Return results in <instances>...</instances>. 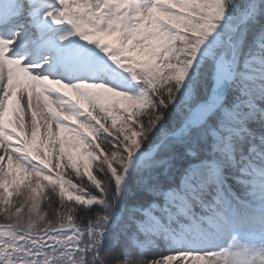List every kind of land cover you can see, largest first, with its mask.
<instances>
[{
    "label": "rangeland",
    "instance_id": "1",
    "mask_svg": "<svg viewBox=\"0 0 264 264\" xmlns=\"http://www.w3.org/2000/svg\"><path fill=\"white\" fill-rule=\"evenodd\" d=\"M18 1L0 0V14L18 6ZM94 1L69 0L64 9L62 5L58 10L65 11V19L72 22L65 28L71 25V30L76 27L77 32V28L82 32L92 30L82 40L96 41L103 49L98 54L105 56L111 71L117 73L111 74L120 77L114 81L118 87L92 80L87 82L89 86H85V81L76 85L72 80L50 78L54 73L51 70L49 75H43L44 85L33 86V78L37 76L29 75L0 102V218L7 220L0 230V238L5 237L2 243L16 240L15 245L21 246L17 254L5 248L0 255V264H85L84 257L90 251L83 243L86 231L69 222L54 230H43L47 217L41 206L56 183L46 178L48 169L42 171L40 168H47L54 156L61 158L74 173L84 176L102 192L103 187L92 172L101 160L95 138L99 129L106 127L100 119L87 118L86 112L108 121L111 130L106 128L105 131L111 133V137L114 135V142H120L123 147V151L110 153L108 158L122 163L120 155L123 152L130 157L141 154L138 134L129 122L134 120L136 110L146 108L148 101L136 83L139 80L129 78L121 71L120 66L124 63L138 70L144 85L164 84L168 79L175 82L179 89L173 102L174 109L185 119L197 110L195 120L206 112L219 114V130L213 132L215 154L210 162L191 167L183 179L181 191L165 194L171 208H164L166 221L147 213L146 218L137 223L143 235L164 233L171 237L170 234H174V244L181 247L180 254L158 264H264V140L260 139L263 147L251 145L254 148L247 151L245 157L248 160L244 166L237 165L232 150L236 136L252 131L247 128L249 123L258 117L264 119V45L259 44V51L241 62L243 35L241 28H237L245 19V10L229 8L231 0ZM255 3L256 0L250 3L253 10L258 9ZM189 5H199L208 17L193 21L187 12ZM46 7L47 1L37 9L45 10ZM13 12L10 17L26 13L21 7ZM21 24L19 22L17 26ZM22 27L15 30L24 35L29 26ZM185 34L194 35L198 44L194 53L178 62L179 47ZM29 37L21 41L24 48L19 55L22 65L26 70L43 68L42 61H29L35 53L34 48L28 47L32 39ZM70 53L72 48L66 47L61 54L65 57ZM208 54L215 59L217 80L220 71L229 67V86L231 84L238 97L228 108L223 106L224 94L216 101L210 98L211 92L207 104L190 110L194 97L192 81L202 58ZM13 75L17 78L15 72ZM24 91H29L39 102L36 113L24 102ZM209 106H212L211 110ZM116 111L126 113L129 119L118 118L114 114ZM84 118L87 119L78 124ZM260 133L264 135V132ZM227 168L234 170L233 176L237 178L230 180L242 186L243 196L229 191ZM191 179L195 180L197 191L213 193L210 203L204 205V213L197 214V206L187 197ZM61 184L62 190L59 189L67 198L76 195L78 202L85 206L95 201L78 195L77 191L70 192L69 189L74 188L68 183ZM155 208L159 210L157 206ZM175 214L187 217L190 222L177 223L175 228L172 224ZM18 235L21 236L18 238ZM139 248L143 250L146 246L139 243ZM125 259L119 260L118 264H128Z\"/></svg>",
    "mask_w": 264,
    "mask_h": 264
},
{
    "label": "trees",
    "instance_id": "2",
    "mask_svg": "<svg viewBox=\"0 0 264 264\" xmlns=\"http://www.w3.org/2000/svg\"><path fill=\"white\" fill-rule=\"evenodd\" d=\"M252 1L228 2L232 10H245V19L241 20V27L239 25L237 28V30L241 28L243 35L241 61L256 50L258 43L264 44V0H256L255 5H258V9L255 10L250 5ZM187 11L195 21L208 17L206 10L198 5L188 6ZM197 44L194 35H183L178 62L194 53ZM214 60L210 54L202 59L197 68L196 78L192 81L194 97L190 110L207 101L215 73ZM178 89L171 79L164 84L153 83V86L142 89L147 94L148 105L142 110H136L133 113L134 117L132 115L134 120L129 123L132 130L138 134L141 152H148L155 146L157 151L150 158L131 161L124 175L128 156L125 152L123 155L121 153L122 163L113 160L114 158H108V154L120 153L123 147L120 142L117 144L114 142V135L111 137V133H107V130H111L110 123L99 120L107 130L98 128L95 148L100 152L101 160L92 175L101 183L102 192H99L84 176L74 173L61 158L51 157L53 160L47 168H40L42 171L48 169L46 172L49 174L46 178L56 183L52 192L45 196L41 206L47 217L44 220L46 225L43 230H54L69 222L86 231L83 243L90 248V251H87L84 257L85 264H118L119 260L123 261L125 258L128 264H158L168 257L180 254L169 237L143 235L137 226V222L145 218V213L153 212L163 216L161 209L167 204L164 193L180 189L181 180L187 174L190 165L208 161L212 157L211 131L218 129L217 116L212 114L200 126L190 129L187 134L182 131L176 133L185 120V117L179 115L176 108L174 109L173 102ZM234 99L235 95L227 94L229 105ZM118 115H123L126 120L129 119L125 113L118 112ZM259 120L256 119L248 126L253 130L260 129L263 124L259 123ZM253 138V141H257L256 137ZM247 145L246 140L236 142L237 150L243 151ZM61 182L68 183L74 188V190L69 189L70 192L77 191L78 195L95 201L85 206L78 202L74 194L75 198H67L61 191L63 186ZM232 187H235L234 183ZM195 196L198 199L197 194ZM154 206H157L161 212L153 209ZM178 218L181 221V218ZM4 224H7V220L0 218V230H3ZM11 227L21 230L16 226ZM20 236L18 235V238ZM4 239L5 237L0 238V255H3L5 248L17 254L21 248L15 245L17 241L2 243ZM139 243L145 244L146 248L140 249Z\"/></svg>",
    "mask_w": 264,
    "mask_h": 264
},
{
    "label": "bare ground",
    "instance_id": "3",
    "mask_svg": "<svg viewBox=\"0 0 264 264\" xmlns=\"http://www.w3.org/2000/svg\"><path fill=\"white\" fill-rule=\"evenodd\" d=\"M105 1V0H104ZM69 2V0H56L55 3L48 2L47 9L44 12L38 13L35 20L32 22V28L30 27L24 36V39L27 37H31V35L36 34V38L34 40L29 41V47L35 48L37 50L35 57L30 61L40 60L44 64L43 68L39 67L37 70H26L24 67H21V61H13L11 59L12 56H16L20 54L23 50V45H20L16 50L13 48L12 42L7 44L8 37L1 35L2 41L0 42V102L5 96L9 94L10 91H14L17 89V85H21V80L26 78L27 76H37L33 78L32 85H44L45 79L43 78L44 74L49 75V71H54L53 75L50 78H59L62 81L72 80L76 85L86 83L90 80L94 81L97 84H105L109 87H116L115 80L120 79V77L116 76L117 73L111 71V67L109 62L105 59V56L99 55L98 53L102 52V48L98 46L96 41H83L82 37L89 36L92 33V30H87L86 32L80 31L78 28V32L76 31V27H72L71 25L68 28L69 22L64 17V12L58 10L59 6L63 9L65 5ZM93 2H95L93 0ZM24 5L23 1L18 2L17 7H22ZM36 6L31 7L33 9ZM12 8L9 12H3L2 19H8L6 25L9 28L15 27L17 21L22 22L23 25H26V21L24 20V15H19L16 20L10 18V15L13 12ZM35 12H31L30 15ZM0 19V21L2 20ZM25 27H23L24 29ZM36 30L37 32H35ZM16 33L15 31L12 33ZM83 33V34H82ZM79 34V35H78ZM29 37V38H30ZM58 39V40H56ZM54 42H50V41ZM23 41V40H22ZM25 41V40H24ZM63 41V44L61 42ZM22 47V48H21ZM66 47L72 48V53L69 55L62 57V52L66 50ZM26 53V52H25ZM9 58H6V57ZM51 56H54L51 58ZM20 61V64L17 63ZM88 69V70H86ZM92 69V70H91ZM17 75V78L14 77L13 72ZM61 70V71H60ZM28 72V73H27ZM98 72V74H97ZM114 73L116 75H113ZM97 74V75H96ZM119 75V74H118ZM110 76V77H109ZM121 76V74H120ZM17 83V84H16ZM89 86V84L85 85ZM217 86V85H216ZM118 87V85H117ZM116 87V88H117ZM33 88V87H32ZM219 91V90H217ZM217 91L213 92L215 98H218L219 95ZM221 92V91H219ZM24 102L28 105L31 110L37 112V108L40 105L38 101H36L29 93V91H24L23 93ZM22 97V98H23ZM42 97V96H41ZM197 119V118H196ZM245 222V221H244ZM243 222V223H244ZM233 226V223H231ZM247 226V222L244 223Z\"/></svg>",
    "mask_w": 264,
    "mask_h": 264
},
{
    "label": "water",
    "instance_id": "4",
    "mask_svg": "<svg viewBox=\"0 0 264 264\" xmlns=\"http://www.w3.org/2000/svg\"><path fill=\"white\" fill-rule=\"evenodd\" d=\"M193 123H195V122L190 121L187 125H189V124H193ZM153 152H154V150H152V151H150V152H148V153L142 154V155H140V156H136V158H145V157H148V156H150Z\"/></svg>",
    "mask_w": 264,
    "mask_h": 264
}]
</instances>
